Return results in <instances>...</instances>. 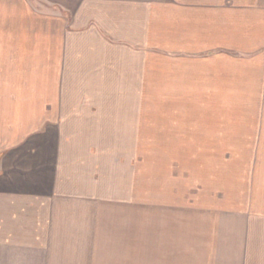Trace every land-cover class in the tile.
Segmentation results:
<instances>
[{"label": "crops", "instance_id": "obj_1", "mask_svg": "<svg viewBox=\"0 0 264 264\" xmlns=\"http://www.w3.org/2000/svg\"><path fill=\"white\" fill-rule=\"evenodd\" d=\"M72 13L46 14L40 62L52 94L29 117L45 134L22 136L27 147L0 156V264H102L94 210L101 185L115 184L117 161L103 145L181 132L192 138L184 142L264 144V0H81ZM31 22L26 3L0 0V79L6 64L16 68L6 49L34 48ZM181 113H206V121L177 125ZM184 219L167 224L173 250L159 253H181L175 242L187 232L191 247L229 238L226 226L215 234L213 222L199 231ZM217 242L182 254L218 264ZM131 252L112 249L110 263L132 264Z\"/></svg>", "mask_w": 264, "mask_h": 264}, {"label": "rangeland", "instance_id": "obj_2", "mask_svg": "<svg viewBox=\"0 0 264 264\" xmlns=\"http://www.w3.org/2000/svg\"><path fill=\"white\" fill-rule=\"evenodd\" d=\"M21 1L37 17L35 25L32 22L30 25L36 27L31 42L35 40L37 45L34 44V48L30 45L16 47L12 53V49H6V62L14 61L16 68L6 64V78L0 79V156L18 153V148L27 147V140L18 142L22 136L45 134L44 128L29 126V117L34 113L38 115L39 112H30V109L43 107L46 95L52 94L45 83L44 63H41L45 57L46 14L70 19L72 10L81 0ZM9 68L11 71L15 68L17 73L7 72ZM204 115L206 113H181L176 123L202 125L206 121ZM143 135L137 137L141 142L103 145L106 149L101 150L116 151L117 158V161H111L115 184L101 185L102 207L94 210L96 223L93 230L101 237L98 246L102 264H111L112 249L114 253L132 250V264H169L173 258L179 261L178 264H196L190 259L206 254L190 257L182 253H188V249L214 247L217 241L208 240L205 245L204 240L197 241L196 246H192L196 248L188 244L187 247L185 243L192 237L187 232L175 242L184 244L176 247L181 253L164 254L165 250H173L167 248L166 231L174 217L182 223L184 218L188 223L190 217L191 223L197 222L199 231H204V227L213 222L217 227L213 230L215 234L226 226L224 231L229 233L226 236L229 238L217 242L218 264L222 259L223 264H253L254 251L258 254L255 255L257 264H264V225L261 224L264 221V144L184 142L192 138L183 132L174 137ZM157 139L169 141L156 142ZM178 140L182 141L175 142ZM105 158L103 154L101 161L104 163ZM106 166L110 167L107 163ZM159 228L162 243L156 241ZM241 228L244 233L237 234ZM86 232H89L87 227ZM124 232L127 241L119 242ZM109 236L115 238L116 244ZM159 250L164 252L159 253ZM119 257L124 259L125 256H116Z\"/></svg>", "mask_w": 264, "mask_h": 264}]
</instances>
